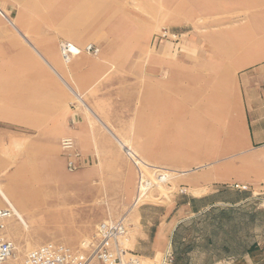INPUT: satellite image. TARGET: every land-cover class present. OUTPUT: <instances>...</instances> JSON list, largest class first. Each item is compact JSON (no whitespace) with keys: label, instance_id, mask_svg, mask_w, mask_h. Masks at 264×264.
<instances>
[{"label":"rangeland","instance_id":"rangeland-1","mask_svg":"<svg viewBox=\"0 0 264 264\" xmlns=\"http://www.w3.org/2000/svg\"><path fill=\"white\" fill-rule=\"evenodd\" d=\"M0 10V187L22 217L4 232L14 263L46 242L83 249L100 222L125 215L119 244L140 264H160L155 226L166 243L176 221L175 244L199 248L201 263L254 244L264 264V147L245 145L264 0H0ZM25 109L28 125L6 126ZM76 124L88 162L70 171L60 139ZM203 195L226 205L182 220L187 199ZM229 206L231 217L218 214Z\"/></svg>","mask_w":264,"mask_h":264},{"label":"built area","instance_id":"built-area-1","mask_svg":"<svg viewBox=\"0 0 264 264\" xmlns=\"http://www.w3.org/2000/svg\"><path fill=\"white\" fill-rule=\"evenodd\" d=\"M85 50L93 54L98 52L93 45H88ZM68 52V45L63 46V57ZM261 146L264 147V143ZM60 148L70 171L88 162L75 147L72 137L61 138ZM230 186L235 190H248V186L242 183H232ZM14 216L17 217L13 206L4 201V205L0 206V264H140L137 255L119 244V238L127 232L125 215L100 222L96 234L84 243L83 249H74L59 242H46L29 250L19 262L14 263V244L4 234L6 221ZM174 261L170 242L162 252L160 264H173Z\"/></svg>","mask_w":264,"mask_h":264},{"label":"crops","instance_id":"crops-1","mask_svg":"<svg viewBox=\"0 0 264 264\" xmlns=\"http://www.w3.org/2000/svg\"><path fill=\"white\" fill-rule=\"evenodd\" d=\"M245 85L249 101L248 111H251L249 122L246 123L248 128V138L246 139L245 145L248 147L253 145H262L264 143V64L254 68L250 74L245 77ZM3 121L7 122L8 125L6 126L15 124L26 126L29 124V111L28 109H25L21 114H16L15 116L7 113ZM77 127L78 126L76 124L75 128L69 131V135L73 138L74 136L76 138L79 137V131L77 130ZM74 141H76L75 138ZM217 199L219 200H208L207 195L188 198L184 205L188 207L190 214L185 216L182 220H192L191 218L196 216V212L212 207L213 203L226 205L222 198ZM198 202L200 204L195 205ZM178 222L179 221H176L171 224L167 233L166 243H164V241L160 242L159 239L162 235V224L160 223L158 226H155V238L158 241L153 247L154 252H158L159 250L162 253L163 250L168 246L172 240V235L178 226ZM139 225V230L142 232L148 231L149 228L145 224V221L142 217H140ZM201 255L202 253L199 248H194L187 245L183 250L176 251L174 264H204L200 261ZM239 262H242L243 264H255L249 253H245L241 257L224 255L220 258H214L209 264H238Z\"/></svg>","mask_w":264,"mask_h":264},{"label":"bare ground","instance_id":"bare-ground-1","mask_svg":"<svg viewBox=\"0 0 264 264\" xmlns=\"http://www.w3.org/2000/svg\"><path fill=\"white\" fill-rule=\"evenodd\" d=\"M0 12H2L1 10H0ZM10 23H11V25L12 26H14L15 24L12 22V21H9ZM16 27V26H15ZM16 31H18L20 34H21V36L23 37V39H24V41L26 40L28 43H30L31 44V41L20 31V29L19 28H16ZM32 45V44H31ZM70 50H71V53L72 54H74L75 55V53L76 52H78V49L74 46V45H70ZM77 97H78V99L81 101V102H83L82 101V99H81V97L79 96V95H77ZM105 124V123H104ZM106 125V124H105ZM107 126V125H106ZM108 127V126H107ZM109 128V127H108ZM109 130H110V128H109ZM110 132L116 137V139L118 140L117 142L122 146V147H124L125 146V142H123L119 137H117L116 136V134L113 132V131H111L110 130ZM125 149H129V148H125ZM130 151H132L131 149H129ZM128 150V151H129ZM128 154H129V152H128ZM131 154H133V153H131ZM130 154V155H131ZM137 154V153H136ZM135 154V155H136ZM134 157V156H133ZM136 160L139 162V163H141L142 165H144V166H146V167H153V168H157L158 166H156V165H153V164H151V163H149V162H145L143 159H141L140 157H139V155H136ZM135 161V160H134ZM136 165H138V163L136 164ZM137 168H139V167H137ZM159 168V167H158ZM140 169V168H139ZM138 169V170H139ZM139 172H140V175H139ZM180 173H184L183 171H180ZM166 176H163L162 177V179H164ZM138 178L140 179V180H142L143 179V175H141V171L139 170L138 171ZM142 182H144V183H142L141 184V186H140V188L142 189V193H143V191L145 190V187H147L149 184H150V182H148V181H142ZM140 184V183H139ZM142 193H141V191L140 192H138V193H136V195H135V197H134V199H133V202L131 203V205H130V208H129V210L131 209V208H133L137 203H138V201H139V199H140V197H141V195H142ZM9 195V194H8ZM0 197L5 201V202H7V203H9V204H11L12 206H13V208H14V210H15V213H16V215L18 216V218H20V220L22 219V217H21V215H20V213H19V211L16 209V207L11 203V201H10V199H9V197L7 196V194L5 193V191L0 187Z\"/></svg>","mask_w":264,"mask_h":264},{"label":"trees","instance_id":"trees-1","mask_svg":"<svg viewBox=\"0 0 264 264\" xmlns=\"http://www.w3.org/2000/svg\"><path fill=\"white\" fill-rule=\"evenodd\" d=\"M209 212V211H208ZM218 214L220 215V216H225V217H227V218H229V217H231V215L232 214H234V212H235V207H233V206H229V207H220V209H218ZM177 234V228H176V230L174 231V233H173V235H172V240H171V245H172V249H173V253H174V256H175V258H176V251H181V250H183L185 247H183V248H180V246H177L176 244H175V239H176V235ZM253 246H254V244L253 245H251L248 249H246V251L244 252V253H251V250H252V248H253ZM223 247H225V248H227L228 246L227 245H225V246H223ZM174 264V263H173Z\"/></svg>","mask_w":264,"mask_h":264}]
</instances>
